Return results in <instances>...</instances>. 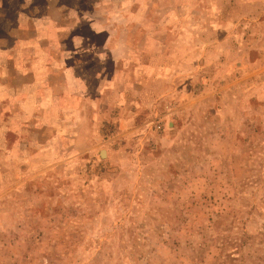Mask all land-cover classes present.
Wrapping results in <instances>:
<instances>
[{"label":"rangeland","instance_id":"rangeland-1","mask_svg":"<svg viewBox=\"0 0 264 264\" xmlns=\"http://www.w3.org/2000/svg\"><path fill=\"white\" fill-rule=\"evenodd\" d=\"M111 1L153 63L67 130L0 121V264H264V0Z\"/></svg>","mask_w":264,"mask_h":264},{"label":"crops","instance_id":"crops-1","mask_svg":"<svg viewBox=\"0 0 264 264\" xmlns=\"http://www.w3.org/2000/svg\"><path fill=\"white\" fill-rule=\"evenodd\" d=\"M110 3L111 0H0L3 131L52 128L49 125L56 121L63 122L67 130L74 116H90L92 104H99L108 90H130L141 84L140 73L153 62L143 64L129 57L131 51L137 50L130 37L131 27L120 21L119 26L115 25L119 14ZM111 14L114 25L107 28L105 22ZM109 34H116L118 42L97 40ZM26 136L18 134V144L25 143L23 148L36 146ZM1 148L8 157L29 153L22 148L20 152L15 148L11 151L8 144Z\"/></svg>","mask_w":264,"mask_h":264}]
</instances>
